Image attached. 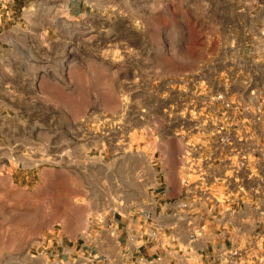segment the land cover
I'll return each instance as SVG.
<instances>
[{
    "label": "rangeland",
    "instance_id": "rangeland-1",
    "mask_svg": "<svg viewBox=\"0 0 264 264\" xmlns=\"http://www.w3.org/2000/svg\"><path fill=\"white\" fill-rule=\"evenodd\" d=\"M15 4L21 5L22 17L32 20L36 33H20L0 66L35 65L44 69L41 77L55 78L63 86L66 64L86 66L85 72L72 76L77 85L90 87L92 101L77 121L65 122L51 103L67 100L64 93L45 84L37 88L26 80L14 82L12 74H5L0 172L20 174V182L29 181L35 169L66 166L85 178L80 195L95 191L103 205H111L105 200L115 172L125 179L126 168L149 157L168 165L176 160L177 167L186 143L203 146L205 132L212 128L208 119L222 113L216 94L251 110L259 101L264 104V57L247 54V43L237 39L240 5H264V0ZM42 41L52 56L45 55ZM76 108L70 106V112ZM244 125L246 135L251 127L246 121ZM199 165L210 170L206 160Z\"/></svg>",
    "mask_w": 264,
    "mask_h": 264
},
{
    "label": "crops",
    "instance_id": "crops-1",
    "mask_svg": "<svg viewBox=\"0 0 264 264\" xmlns=\"http://www.w3.org/2000/svg\"><path fill=\"white\" fill-rule=\"evenodd\" d=\"M21 8L16 4V15L0 27V59L17 46L20 33H36ZM238 10V41L247 43V54L263 58L264 5H240ZM39 45L52 56L45 41ZM85 70L66 64L63 86L41 77L44 69L35 65L0 66V89L6 73L14 82L45 84L67 96L51 103L63 121L74 122L92 102L90 87L77 85L72 76ZM257 104L259 120H244L251 128L238 143L247 152L249 176L245 171L238 178L232 175L225 161L230 155L207 132L203 146L190 144L195 159L206 158L210 178L200 180L190 172L182 184L176 160L168 165L145 158L140 166L126 168L125 179L115 172L105 200L111 205H103L95 191L80 195L85 178L66 166L35 169L25 182L19 181L20 174L0 172V264H224L225 251L253 242L264 224V104ZM70 106L77 107L76 113Z\"/></svg>",
    "mask_w": 264,
    "mask_h": 264
},
{
    "label": "built area",
    "instance_id": "built-area-1",
    "mask_svg": "<svg viewBox=\"0 0 264 264\" xmlns=\"http://www.w3.org/2000/svg\"><path fill=\"white\" fill-rule=\"evenodd\" d=\"M15 0H0V27L16 15ZM214 100L220 103L222 113L221 119L210 117L208 122L212 126L209 135L216 143H219L225 148L228 158L225 160L227 168L231 171L233 176L239 177L242 171H245V176H249L248 169V155L246 151L238 145L243 140V127L245 126L244 120L258 121L260 115V106L256 104L252 110L247 105H241L236 101H231L224 96L223 93L216 94ZM246 115L241 120V114ZM219 116V117H220ZM194 146L186 143V147L181 155L182 161L180 167L183 170L180 173V182L187 183V173L193 172L197 175L198 179L206 180L211 177V172H205L200 169V162L206 158L195 159L192 155ZM254 241L242 247H230L225 251L224 264H264V224L262 228L255 232ZM258 240L259 244L256 243ZM159 257H155L158 259ZM142 262H150V259L140 257ZM211 264H219L213 262Z\"/></svg>",
    "mask_w": 264,
    "mask_h": 264
}]
</instances>
